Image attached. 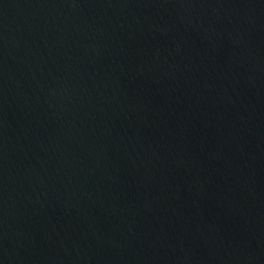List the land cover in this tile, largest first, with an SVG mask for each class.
Returning a JSON list of instances; mask_svg holds the SVG:
<instances>
[{
  "label": "water",
  "instance_id": "obj_1",
  "mask_svg": "<svg viewBox=\"0 0 264 264\" xmlns=\"http://www.w3.org/2000/svg\"><path fill=\"white\" fill-rule=\"evenodd\" d=\"M0 264H264V0H0Z\"/></svg>",
  "mask_w": 264,
  "mask_h": 264
}]
</instances>
